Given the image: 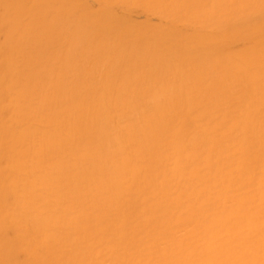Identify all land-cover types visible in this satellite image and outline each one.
<instances>
[{
    "label": "bare ground",
    "instance_id": "bare-ground-1",
    "mask_svg": "<svg viewBox=\"0 0 264 264\" xmlns=\"http://www.w3.org/2000/svg\"><path fill=\"white\" fill-rule=\"evenodd\" d=\"M112 3L0 0V264H264V0Z\"/></svg>",
    "mask_w": 264,
    "mask_h": 264
},
{
    "label": "rangeland",
    "instance_id": "rangeland-1",
    "mask_svg": "<svg viewBox=\"0 0 264 264\" xmlns=\"http://www.w3.org/2000/svg\"><path fill=\"white\" fill-rule=\"evenodd\" d=\"M74 1L77 3V5L79 7L82 0H74ZM89 1H91V4L94 6V8L96 10H98L100 8V6L102 5V2L104 0H89ZM108 1L110 2L111 6L114 5L112 3V0H108ZM122 14L126 19H131V20L138 22V23H143V22L147 21L148 19H150V21H152L154 24H160L161 23V19L157 14L150 12V11H147L144 8L136 6V5L129 6V7L123 6ZM76 18H77V13H72L70 15L64 14V15L60 16V20L57 22L67 23L70 21L71 23H73L76 20ZM3 38H4V36L2 35L1 39H3Z\"/></svg>",
    "mask_w": 264,
    "mask_h": 264
}]
</instances>
